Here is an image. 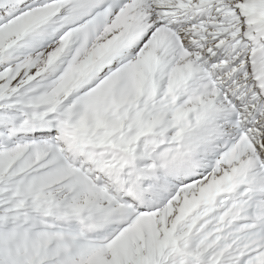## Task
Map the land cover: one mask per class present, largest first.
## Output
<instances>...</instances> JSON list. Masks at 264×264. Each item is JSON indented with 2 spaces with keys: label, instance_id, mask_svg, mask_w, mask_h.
<instances>
[{
  "label": "snow or ice",
  "instance_id": "obj_1",
  "mask_svg": "<svg viewBox=\"0 0 264 264\" xmlns=\"http://www.w3.org/2000/svg\"><path fill=\"white\" fill-rule=\"evenodd\" d=\"M0 264H264V0H0Z\"/></svg>",
  "mask_w": 264,
  "mask_h": 264
}]
</instances>
